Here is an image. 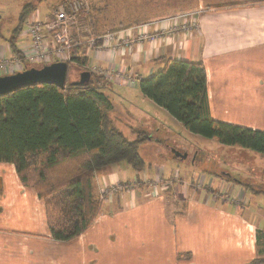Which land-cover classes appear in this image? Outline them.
<instances>
[{"label": "crops", "instance_id": "obj_1", "mask_svg": "<svg viewBox=\"0 0 264 264\" xmlns=\"http://www.w3.org/2000/svg\"><path fill=\"white\" fill-rule=\"evenodd\" d=\"M29 1L17 7L13 28L2 25L4 14L0 11V58H17L19 49L28 41L27 22L52 19L54 11L70 0L42 10V0ZM177 1L181 6L177 8L180 3L174 2L172 10L166 12L133 9L144 16L131 18V24L118 28L103 25L98 32L91 25L94 33L111 31L133 42L121 44L114 52L107 46L114 45L115 40L105 47L97 42L99 46L89 51L84 43L86 37H82L83 44L74 48H84L87 62L83 67L65 62L66 83L78 81L82 70L91 75L93 68L129 74L132 82L101 76L100 90L111 102L109 116L114 125L116 119L130 125L133 118L146 116L148 111L160 117L169 114L139 88L141 79L160 68L156 59L201 61L211 118L264 132V0ZM86 2L87 23H94V14L104 7L103 0ZM27 4L35 8L16 31ZM196 9L201 12L184 15ZM192 20H197L198 28L188 37L134 40L140 30L136 27L142 23H147L145 30L153 33ZM30 66L23 63L16 72ZM152 146L154 161L145 164L148 166L142 172L121 162L96 177V194L108 184H135L111 194L102 202V211L93 224L69 242L50 238L43 202L33 189L19 181L13 164L0 162V264H249L264 256V187L256 190L222 173L209 172L207 180L200 174L197 182L193 181V173L182 170L176 161L194 163L197 151L191 156L185 151L187 158L178 159L165 152L179 151L178 147L166 146L162 150ZM211 174L214 177L210 178Z\"/></svg>", "mask_w": 264, "mask_h": 264}, {"label": "trees", "instance_id": "obj_2", "mask_svg": "<svg viewBox=\"0 0 264 264\" xmlns=\"http://www.w3.org/2000/svg\"><path fill=\"white\" fill-rule=\"evenodd\" d=\"M34 8L23 7L16 31ZM70 62L86 64L84 48H74ZM155 62L160 68L139 81L145 97L187 131L264 157V132L211 118L201 61L159 57ZM101 80L91 73L81 86L37 84L0 96V162L13 164L19 181L43 202L55 241L76 239L101 213L95 179L104 169L121 162L137 173L145 167L138 149L147 136L124 138L109 116L112 105L100 90ZM116 183L117 189L130 186ZM261 258L249 264H264Z\"/></svg>", "mask_w": 264, "mask_h": 264}, {"label": "rangeland", "instance_id": "obj_3", "mask_svg": "<svg viewBox=\"0 0 264 264\" xmlns=\"http://www.w3.org/2000/svg\"><path fill=\"white\" fill-rule=\"evenodd\" d=\"M62 1L64 0H42L40 4L41 7L40 10L53 7L54 5L56 6ZM27 2L30 1L0 0V11H2L4 14V17L1 22L2 25L5 27L12 26L10 28H13L17 20L16 18L17 15L15 13L17 7L21 3L24 4ZM174 2L175 5H178L180 3L177 0H103L104 7L102 11H100V13L94 14L95 16L93 20L94 23H86L87 26L90 25V29L87 35L89 36L94 35L93 37H95L98 36V34H100V33H94L93 28L94 29L96 28L98 32L103 25H105L106 27L118 28L126 24H131L129 22L131 18L137 19L139 18L138 16H144L141 14H137L135 11L137 12L146 11L149 13L152 12L158 13L160 11L161 12L171 11L174 6ZM180 6L181 3L177 8H179ZM130 8L132 10L133 9L135 10V11L133 10L134 14L131 11H126L127 9ZM197 12L200 13L201 11L197 9L195 11L193 10L186 11L184 15L187 14L197 15ZM100 15L104 19L100 17ZM192 21L195 22L192 30L193 29L196 30L198 28V22L197 20H192ZM142 24H147V23H142ZM91 25H93V28ZM189 33L185 31L183 32L180 31L179 34V31H177L174 33V36L172 37H176L177 35L188 37L190 36ZM166 37L167 36L164 35L162 37H158L157 39L160 38V40H163ZM169 37L172 38L170 35ZM120 39L123 38L120 36H116L113 39L115 40L116 43L114 45L107 46L108 49H112L111 47L117 46L115 47L116 50H114L117 51V48H119L120 45L118 46L116 44L120 43ZM134 40H136V37ZM149 41L154 42L156 41V39ZM97 47L98 45H92V46H88V49L90 51ZM40 65L41 64L35 63L32 64L31 66H40ZM81 66L83 67L84 65ZM11 71L16 72L18 70L16 67H12ZM0 74L5 75L7 73L0 72ZM94 75H96V77H101V76L105 77L106 72L100 69V73ZM69 77L70 75L68 74V78ZM140 108H142V105H140ZM146 114H147L146 116H144L143 114L142 115L139 114L138 117L133 118L131 120L130 125H125L121 119H116L115 121L116 127L119 128V130L122 132L124 138L127 141L135 140L139 134L147 136L148 139L145 140L139 146L140 155L143 161L145 162V164H148L149 161H154L155 158L154 155L156 154L152 145H158V147L162 150L166 146L178 147L179 148L178 150L181 152L188 151V153L190 154L188 156H191L194 152L197 151V161H194V163L190 161H183V162L176 161L177 165L181 167L182 170H184L185 168L187 169V171L193 173V175L191 174L193 181L197 182L198 176L200 174H204L205 179L207 180V177H209V172L213 173L214 175L215 174L219 175L220 173H222L224 175L230 176L232 180L236 182L245 185L251 184L253 189L258 190L259 188L264 187V157L262 155L253 152L251 150H247L245 148L220 144L214 139L193 134L187 131L181 124L177 123L169 114H166V116H164L165 118L160 117L158 113H153L151 111L146 112ZM161 115H164V113H161ZM156 140H158L159 142H157ZM170 151L166 150L165 152L172 154V152ZM214 175L211 174L210 178L212 176L214 177ZM100 190H98L97 196L99 195ZM258 238H261L260 235H258ZM263 244H264V238L261 241V246Z\"/></svg>", "mask_w": 264, "mask_h": 264}, {"label": "built area", "instance_id": "obj_4", "mask_svg": "<svg viewBox=\"0 0 264 264\" xmlns=\"http://www.w3.org/2000/svg\"><path fill=\"white\" fill-rule=\"evenodd\" d=\"M88 13L89 6L86 0H71L65 6H59L54 11L53 17L50 20H29L26 24L27 30L25 32V36L28 40L27 43L19 49V56L14 60L11 61L0 58V72L15 73L11 71L12 67H16L19 70L23 63L28 65L35 63L46 65L53 61H70L72 50L76 44L82 43V37H86L84 43L87 46L96 45L97 42H99V45L102 47L108 45L116 37L114 32L108 31L102 33L98 37L87 35L90 29L89 25H86ZM194 24V21L190 23H180L178 25L159 29L153 33H148L145 30L147 25L142 24L136 27L140 29L137 33L136 40H154L164 35L167 37L170 35L172 37L177 31H179V33L180 31L189 33L194 27ZM130 42L133 41L120 39V43L116 45H128ZM115 47L117 46L111 47L112 49H110V51L114 52V50H116ZM91 72L92 74H97L100 73V69L93 68ZM104 72H106V77L109 79L116 77L124 82L133 81V78L124 72L119 71L114 73L113 70ZM134 184L135 182H132L128 188L132 187ZM117 187L118 184L114 183L102 188L98 195L99 200L105 202Z\"/></svg>", "mask_w": 264, "mask_h": 264}, {"label": "water", "instance_id": "obj_5", "mask_svg": "<svg viewBox=\"0 0 264 264\" xmlns=\"http://www.w3.org/2000/svg\"><path fill=\"white\" fill-rule=\"evenodd\" d=\"M68 65L65 62H52L40 67L30 66L22 71L0 76V96L12 93L20 88L48 84L58 88L66 85ZM78 81H69L70 85H84L90 80V73L82 70ZM173 155L179 159H186L187 153L172 149Z\"/></svg>", "mask_w": 264, "mask_h": 264}]
</instances>
